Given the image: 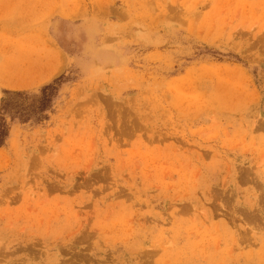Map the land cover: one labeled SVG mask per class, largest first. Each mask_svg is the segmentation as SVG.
<instances>
[{
    "label": "rangeland",
    "instance_id": "374dc122",
    "mask_svg": "<svg viewBox=\"0 0 264 264\" xmlns=\"http://www.w3.org/2000/svg\"><path fill=\"white\" fill-rule=\"evenodd\" d=\"M0 264H264V0H0Z\"/></svg>",
    "mask_w": 264,
    "mask_h": 264
}]
</instances>
